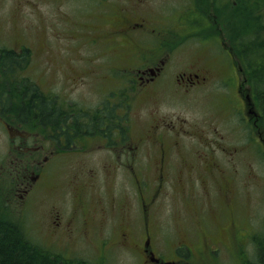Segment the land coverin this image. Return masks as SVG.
I'll list each match as a JSON object with an SVG mask.
<instances>
[{
  "label": "rangeland",
  "instance_id": "374dc122",
  "mask_svg": "<svg viewBox=\"0 0 264 264\" xmlns=\"http://www.w3.org/2000/svg\"><path fill=\"white\" fill-rule=\"evenodd\" d=\"M232 1L106 0L100 4L98 0H0V49L30 50L27 66L16 69L14 75L4 76L5 69L0 67V110L7 88L19 87L18 77H27L47 94L59 95L65 106L75 103L76 107L94 109L110 92L118 91L123 92L125 108L129 104L130 140L142 141L145 148L147 140L155 136L152 128L162 119L169 124L182 119L194 134H198L197 128L207 132L218 126L224 144L236 145L241 150L231 162L216 157L224 171L221 178L205 172L203 167L193 169L196 173L192 177H185L182 160L201 164L200 155H208L209 148L195 138H183L180 144H186L189 156L173 158L159 186L152 158L141 156L131 170L127 154L116 160L104 150L99 135L87 142H76L70 151L53 152L45 140L48 130L29 125L24 128L31 133L27 144L37 147L38 152H26L22 165L34 170V159L43 162L47 158V162L46 174L43 172L42 179L24 194L26 182L16 183L14 176L5 172L14 170L11 161L18 153L16 146L20 140L12 141L13 136L4 124L10 125L12 134L21 127L9 115H0L3 218L23 226L35 244L66 259L93 264H153L133 252L134 243L143 237L140 206L145 198L149 203L151 250L157 258L169 262L163 264H257L258 250L264 246V161L260 148L252 140L249 150L244 137L252 135L250 130L242 133L244 123L238 119L240 115L231 119L228 116L224 123L228 113L223 108L225 99L218 102L223 96L200 92L185 96L171 83L182 72H197L209 79L223 76L228 66L223 57L225 51L237 53L244 35L257 45L262 43V51L254 47L252 57L264 62V36L254 27L260 21L258 0H237V6L241 1L246 9L235 18L228 16L233 10ZM183 14L193 21L187 35L181 36L178 33ZM123 15L151 24L166 23L172 28L168 37L171 45L160 57L165 63L166 85L158 92H137L131 82L132 73L127 71L130 79L125 77L124 70L131 67V62H137L129 58L128 48H110L111 44L105 43L85 45L84 36L90 25L115 29L114 23ZM231 22L238 27L234 33L229 31ZM66 38L75 39L79 45L67 49ZM120 69L125 77L122 82L108 80L110 71ZM238 74L239 84L245 90L242 75ZM69 76L75 77L76 84L64 83ZM260 76L261 85L257 81L253 85L264 94V74ZM233 97L234 107L240 106L234 92L229 99ZM255 122L258 129L264 130V118L253 119L252 123ZM178 149V155L184 156L182 149ZM143 154L148 155L144 151ZM72 208H81L85 213V221L73 225L76 238L54 234L51 230L55 214L64 222Z\"/></svg>",
  "mask_w": 264,
  "mask_h": 264
},
{
  "label": "flooded vegetation",
  "instance_id": "af4514ba",
  "mask_svg": "<svg viewBox=\"0 0 264 264\" xmlns=\"http://www.w3.org/2000/svg\"><path fill=\"white\" fill-rule=\"evenodd\" d=\"M100 4L105 3L106 0H98ZM239 1V0H238ZM246 1V0H244ZM254 1V0H249ZM237 0L232 1L233 10L229 11L228 16L235 18L238 14L240 16L246 9V6L242 7V2L240 1L237 6ZM256 2H254L255 4ZM143 3H139L142 5ZM257 7L260 17L259 26L258 23L255 24L256 31L259 28V35L264 36V0L257 1ZM191 11L187 14L190 15ZM183 14L180 22V33L178 35H187L188 30L191 27H188L189 24L193 21L189 15ZM127 16L123 15L117 20L114 25L117 26L115 29L100 28L97 26L90 25L87 36H84V40L87 42L85 45L89 47L90 45H100L102 43L111 44L110 48H116L120 50H125L128 48L130 50L129 58L137 61L136 63H130V68L126 71V78L130 79L127 71L132 75L131 82L134 84V89L140 93H149L156 91L158 92L166 85V76H165V63L160 58L162 56L161 52H164L170 47L171 44L169 40L170 31L172 28H169L166 23H148L145 20L136 19V18H126ZM235 22V20H233ZM234 22L230 25V32L234 33L238 27ZM192 26V25H191ZM246 27H244L245 29ZM182 31V33H181ZM195 32L190 30L189 33ZM245 34V33H244ZM253 34V33H251ZM65 40V39H64ZM67 43L64 45L67 46V49H73V45H79L75 42V39L66 38ZM240 49L237 53H232L231 50L225 51L223 57L228 61L227 71L223 76L216 77V79H209L205 75H201L197 72H182L177 74L171 80L172 85L175 89L184 94L185 96L191 95L193 93H203L209 96H223V98L218 99V102L225 99L223 102V108L228 110L227 116L224 120V123L227 122L228 116L235 118V116L240 115L238 119L242 121L245 130H250L252 138H245L246 145L251 149V141L253 140L255 144L260 148V155L264 161V130H260L257 127V122L254 124L252 120L257 121L259 118H264V100L262 93L263 91H258L253 82L262 79L261 74H264V62L262 58L255 59L252 57V50L255 48L260 49L261 44L258 45L248 40V37L244 35L240 39ZM60 45V43H59ZM255 47V48H254ZM261 50V49H260ZM14 54V59H12V65L10 69H5L3 75L10 76L14 75L16 69H21L27 66L29 61L30 50L24 47L21 51L10 50ZM143 51L146 53L143 54ZM262 51V50H261ZM143 54V55H142ZM228 58V59H227ZM242 75L243 85L239 84V74ZM116 70V69H114ZM122 69L120 71H110L111 74L108 77V80L111 82L120 83L124 80V73ZM117 74V77L115 75ZM124 77V78H123ZM19 79H28L27 77H18ZM74 76H69L64 78L65 84H76ZM18 79V80H19ZM30 81V79H28ZM32 82V80H31ZM39 91L45 96L48 100L51 101V105L55 108L54 112L59 114V120H57L51 127L44 126L36 123L29 122H19L12 116L11 110L6 114L0 115L6 117V115L12 117L21 127V129H14L13 134L11 133L10 125L4 124V127L10 132V136H13V140L19 139L20 143L16 146L18 153H16L15 158L11 161V164H14V170L9 172L10 175L14 176L16 183L23 184V193L28 194L27 192L32 189V184H36L38 180L42 179V173H45L44 164L47 162V158L43 159V162H39L38 159H34L31 165H35L34 170L30 166H23L25 162L22 159L25 156L26 152L37 151V147H33L32 144L28 143V138L31 133L26 132L24 128L29 125H34L35 128H41L42 130L47 129L48 134L45 135V140L51 144V149L56 150V152H65L70 151L75 147L76 142L86 141L93 137L101 138L103 142V147L112 157L116 160L123 159V155L126 153L129 158V167L133 170L134 163L139 160V158H152L153 162L156 163V174L159 178V186L162 185L161 179L164 176V172H167V165L172 163L174 158L186 159L185 157L189 156V150L187 149L186 144H180L183 138H195L199 142L205 145V148L208 150L209 154H201L200 160L201 164L191 162L188 164L187 159L182 160L185 162L183 168L185 170V177H192L196 172L193 169L202 168L207 173H216L221 178V175L224 174L221 167L219 166L216 157H220L228 160L229 162L235 160L241 152L236 145L224 144V136L219 134L218 126L210 128L207 132H203V129L197 128L195 131L198 134L192 132V128H187L185 122L182 119H178L174 124H169L165 120H161L160 123L152 128L153 138L147 140V146L143 145L144 143H136L133 139L130 140L131 135V126L129 121L128 107L127 103V123L124 122V104L123 101V92H110L109 96L102 100L99 105L92 109L90 106H79L77 104L73 105H63L64 101L60 98L59 95L53 96L47 94L43 91L37 83L32 82ZM105 92V91H104ZM235 93L237 99L239 100V105L234 107L236 98L233 97L232 100L229 97L232 93ZM16 95V89H9L7 95L11 98L13 95ZM227 98V99H226ZM63 102V103H62ZM111 112L112 116L110 118L107 115ZM247 115H246V114ZM109 117H107V116ZM99 121H101L99 123ZM110 121V122H109ZM229 122V121H228ZM126 127V128H125ZM40 129V130H41ZM41 130V131H42ZM127 131V139H123V132ZM43 133V131H42ZM211 134L212 137H208ZM162 137L165 139L163 140ZM83 147V146H82ZM181 148L184 156L178 155V148ZM185 147V150H184ZM176 150V151H175ZM148 153V155H144ZM38 152V151H37ZM176 154L174 155V153ZM222 152V153H221ZM22 160V161H21ZM114 160L115 163L117 161ZM131 161V163H130ZM199 161V160H198ZM117 167H120L117 163ZM128 172V171H126ZM46 174V173H45ZM40 181V180H39ZM22 198V197H21ZM147 200V199H146ZM145 198L141 199L142 206L140 213L144 217L142 220L141 230L143 231V237L137 240L133 245V252H138L146 262H155L153 264H163L169 263L157 258L153 251L151 250V236L149 235L148 230V206ZM53 219V228L52 232L54 234L62 233L65 237L76 238L75 228L73 225L76 222L85 221V213L81 208H72L68 213V218L66 221L62 222L58 213L55 214ZM75 236H74V234ZM122 239L125 240V234H122Z\"/></svg>",
  "mask_w": 264,
  "mask_h": 264
},
{
  "label": "trees",
  "instance_id": "16d2710c",
  "mask_svg": "<svg viewBox=\"0 0 264 264\" xmlns=\"http://www.w3.org/2000/svg\"><path fill=\"white\" fill-rule=\"evenodd\" d=\"M14 58L10 50L0 49L1 68L10 69ZM16 82L19 83V87L15 88L17 94L11 98L5 92L6 96L1 97L0 113L2 115L11 110L12 116L19 122L30 124L37 122L49 127L60 119L59 114L54 112L55 108L51 105V101L43 96L37 86L28 79H19ZM261 82V79L257 80V85H261ZM124 109V122L127 123V106L125 108L124 105ZM111 114L109 112L107 115ZM123 139H127V131L123 132ZM2 214L0 210V264H93L82 260L66 259L35 244L29 239L23 226L6 221ZM258 251L257 264H264V246L262 245Z\"/></svg>",
  "mask_w": 264,
  "mask_h": 264
}]
</instances>
